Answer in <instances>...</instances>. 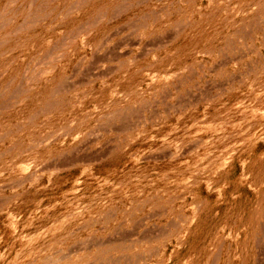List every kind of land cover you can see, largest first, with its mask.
Instances as JSON below:
<instances>
[{"label": "rangeland", "instance_id": "374dc122", "mask_svg": "<svg viewBox=\"0 0 264 264\" xmlns=\"http://www.w3.org/2000/svg\"><path fill=\"white\" fill-rule=\"evenodd\" d=\"M0 264H264V0H0Z\"/></svg>", "mask_w": 264, "mask_h": 264}]
</instances>
